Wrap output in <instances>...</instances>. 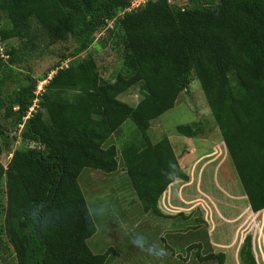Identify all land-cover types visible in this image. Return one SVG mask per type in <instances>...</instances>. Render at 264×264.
Returning <instances> with one entry per match:
<instances>
[{
  "label": "trees",
  "instance_id": "16d2710c",
  "mask_svg": "<svg viewBox=\"0 0 264 264\" xmlns=\"http://www.w3.org/2000/svg\"><path fill=\"white\" fill-rule=\"evenodd\" d=\"M171 0H149L127 10L130 0H0V111L22 124L21 143L6 167L0 162V264L9 243L16 264H106L109 251L94 253L87 239L96 225L79 184L84 169L114 172L117 148L107 144L130 119L135 140L120 147L122 165L144 212L189 220L173 231L206 225L200 215L166 216L158 200L175 179L187 180L169 139L155 147L148 135L151 120L173 107L179 90L194 72L219 128L227 154L253 212L264 208V0H189L187 7ZM117 38L122 68L103 79L88 51L96 28ZM44 37L51 42L72 38V59L48 79L37 103L35 81L20 79L9 97L4 84L13 79L12 64L25 49ZM19 46L7 49V41ZM8 58V59H7ZM4 59H7L4 62ZM137 88L135 105L119 95ZM16 109H13L14 107ZM45 112V113H44ZM180 135L199 130L179 124ZM3 128L0 125V134ZM4 178V184L1 180ZM201 243L185 247L199 263L223 264L221 251L201 253ZM174 253V249L168 246ZM240 264H258L247 234L238 251Z\"/></svg>",
  "mask_w": 264,
  "mask_h": 264
},
{
  "label": "rangeland",
  "instance_id": "374dc122",
  "mask_svg": "<svg viewBox=\"0 0 264 264\" xmlns=\"http://www.w3.org/2000/svg\"><path fill=\"white\" fill-rule=\"evenodd\" d=\"M170 3L187 7L189 0H171ZM3 22L4 19L0 21V24ZM113 22L114 19L107 22V25L102 28L95 29L94 39L88 48V51L94 55L96 70L103 79H107L119 71L123 63L120 44H117L116 37L109 36L107 30L112 27ZM19 44L18 40L11 39L7 41L6 46L8 49L11 46H19ZM75 45L72 38L51 42V39L41 37L35 46L23 51L20 60L12 64L13 71L11 73L14 77L5 83L3 88L2 96H5L6 103L20 83L18 79L27 81L26 83L32 79L36 83L34 98L36 97L37 100L32 102L23 121L38 109L37 103L40 96L45 90L48 79L56 70L69 64L72 59H80L86 55L87 51L74 53ZM7 59H4V62ZM188 79L189 83L179 90L173 107L151 120L148 135L155 147H158L159 140L166 136L180 165L184 163L188 155L197 154L203 155L204 160L212 159L213 161L200 173L201 188L213 192L215 197L223 200L222 202H229L230 200L222 194L223 190L231 192L230 188L225 186L224 178L232 176L238 183V188H242V186L194 72L189 73ZM38 90L39 93H37ZM118 97L130 105L137 104L141 98L137 88H131ZM16 108L15 106L13 109ZM4 113L5 109L2 108L0 125L3 128V133L0 134V162L6 167L12 151L21 143L19 134L22 124L15 127L12 123L13 116L6 117ZM179 124H190L192 129L198 128L199 130L193 137H186L177 132L176 126ZM118 133L112 135L107 143L114 144L117 148L118 168L111 173L88 168L84 169L79 177V184L96 225V230L87 239V243L94 253L109 251L106 264H164L165 261L166 264H183L182 255L184 252L182 253L178 247L174 248V253L168 249V246L171 247L173 242L176 244L178 239L170 244L168 238H174L176 234L185 232L184 230L173 231V229L186 226L189 224L187 223L189 220L171 219L160 216L154 211H143L122 165L120 154V147L124 142L136 139V127L130 119H127L122 123ZM3 184L4 178L1 180V185L3 186ZM5 206L6 197L4 192L0 191V209L4 210ZM176 210L171 209L170 211L175 212ZM196 210L195 215L202 216L199 209ZM262 214L261 211L255 212L254 216L252 215L250 218L258 224L259 229ZM1 220L0 217V222ZM258 228L253 230L257 231L256 234L259 232ZM244 231L240 229V233ZM250 231L247 234L251 235L253 243V235ZM165 232L169 234L167 238L164 236ZM202 238H205L203 233ZM136 241L140 243L138 244ZM2 256L5 259L2 264H16L14 251L9 243L5 246ZM175 256L178 257L176 261L174 260ZM232 256L227 258L225 264L236 262ZM256 260L261 263L260 256Z\"/></svg>",
  "mask_w": 264,
  "mask_h": 264
},
{
  "label": "crops",
  "instance_id": "0c3cea01",
  "mask_svg": "<svg viewBox=\"0 0 264 264\" xmlns=\"http://www.w3.org/2000/svg\"><path fill=\"white\" fill-rule=\"evenodd\" d=\"M203 158V155H188L184 163L180 165L187 174L188 179H175L167 186L158 200V208L163 215L174 216L181 212L185 216L189 215L190 217L195 209H199L202 213L201 218L206 222L205 226L196 230H187L183 233L176 234L174 238H168L170 244L178 239L176 244L174 242L171 244V247L173 249L178 247L180 251L182 250L181 252H184L182 257H184L185 247L187 245L200 242L202 254H206L209 251H221L225 254V261L223 264H225L227 258L232 255V258H235L234 261H236L234 264H240L237 254L238 247H240L239 245L242 243L245 235L251 230L250 232L253 235V254L256 259H258L259 256L261 257V263L259 260H256L257 263L264 264V208L259 210L263 212L259 229L258 224L250 220L255 212L251 210L243 189L238 188V183L232 176L224 178L225 186L229 187L231 192L223 190L224 192L222 193L230 200L229 202H222L223 200L221 201L219 198L215 197L213 192L203 190L201 188L200 173H202L213 161L212 159L204 160ZM171 209L177 210L171 212ZM259 211H257V213ZM254 228H258L260 234L259 232L256 234L257 231H253ZM240 229L245 231L240 233ZM202 233L205 235L204 239L202 238ZM168 235L167 232L164 233L165 238H167ZM176 250L178 252V249ZM177 259L178 257L175 256L174 260L176 261ZM164 264H166V261ZM183 264L206 263H199L194 259V255L191 254Z\"/></svg>",
  "mask_w": 264,
  "mask_h": 264
},
{
  "label": "built area",
  "instance_id": "2783aa9c",
  "mask_svg": "<svg viewBox=\"0 0 264 264\" xmlns=\"http://www.w3.org/2000/svg\"><path fill=\"white\" fill-rule=\"evenodd\" d=\"M149 0H130V5L128 6L127 10H133L136 9L142 5H144L145 3H147ZM0 56L1 57H6V55L4 54V46L3 43L0 39ZM40 91L38 90L37 93H39ZM37 98L35 97L33 102H35ZM33 108V107H32Z\"/></svg>",
  "mask_w": 264,
  "mask_h": 264
},
{
  "label": "clouds",
  "instance_id": "9594fccd",
  "mask_svg": "<svg viewBox=\"0 0 264 264\" xmlns=\"http://www.w3.org/2000/svg\"><path fill=\"white\" fill-rule=\"evenodd\" d=\"M136 243H138V244H139L140 242L136 241Z\"/></svg>",
  "mask_w": 264,
  "mask_h": 264
}]
</instances>
